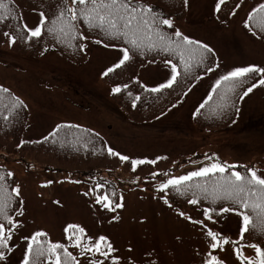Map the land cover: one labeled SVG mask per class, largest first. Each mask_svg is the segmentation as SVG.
I'll use <instances>...</instances> for the list:
<instances>
[{
	"label": "rangeland",
	"instance_id": "374dc122",
	"mask_svg": "<svg viewBox=\"0 0 264 264\" xmlns=\"http://www.w3.org/2000/svg\"><path fill=\"white\" fill-rule=\"evenodd\" d=\"M67 1L71 5V0ZM218 3L220 0H187L184 21L172 20L178 31L212 48L217 59L212 71L193 85L185 101L174 109L170 120L163 125V121L156 124L132 120L111 100L112 88L102 82V75L119 63L122 49L105 47L89 39L85 42L87 61L81 65L72 64L55 52L24 59L13 57L7 50L0 53V83L26 102L32 135L44 134L59 123H71L102 134L113 149L133 160L170 156L176 162L186 154V160L175 170L155 178L120 173L121 207H111L108 200L98 203L97 197L104 196L95 194L91 180L74 179L66 172L47 170L44 164L33 160L10 159L5 165L18 177L12 192L17 194L18 188L21 197L20 211L15 219L11 218L14 222L10 238L23 247L10 258L4 255L0 264H23L24 258L20 254L27 250L36 232L47 233L48 242L63 244L74 253L79 264H114V261L117 264H206L210 253L227 264H246L242 257L257 259L254 249L246 248L247 245L241 247L242 255L231 254L235 244H241L234 236L243 221L241 215L227 212L221 222L204 216L205 211L193 213L196 210L192 206H183V211L190 214L185 216L177 206L167 204L156 195L167 180L212 163H220L226 168L240 163L252 164V170L264 178V132L238 134L236 124L231 131L208 132L189 117L202 93L229 71L241 67L264 68V40L254 37L245 22L250 10L264 0H243L226 22L215 18ZM29 28L34 30L36 27ZM217 63L219 67H216ZM18 65L23 70H19ZM167 65L162 69L163 77L171 74L172 65ZM155 69L157 67L148 65L140 69V74ZM41 71L57 75L67 73L69 77L56 84L54 89L50 86L49 90L47 84L52 85L54 80L40 78L36 72ZM259 74L260 79H264V74ZM261 89L264 91V85L255 87L254 93L248 94V101L241 111V124L247 114L255 112L254 107L264 110ZM9 151L16 152L14 148ZM196 153L202 155L193 156ZM73 173L79 176L78 171ZM68 225H78L84 232L80 233L78 229L65 232ZM209 229L231 243L224 244L220 240L218 248L212 249L211 237L207 236ZM101 236L112 248L109 251L102 244L107 255L93 250L88 251L93 254L90 257L87 251L82 252L80 246L94 248ZM47 262L50 263L46 259Z\"/></svg>",
	"mask_w": 264,
	"mask_h": 264
},
{
	"label": "trees",
	"instance_id": "16d2710c",
	"mask_svg": "<svg viewBox=\"0 0 264 264\" xmlns=\"http://www.w3.org/2000/svg\"><path fill=\"white\" fill-rule=\"evenodd\" d=\"M237 1L238 0L227 1L226 7L223 6L222 9L223 18L226 17L225 15L230 12L231 7L235 5ZM105 2H108V0H105ZM17 3L21 2L18 0H0V5H6L5 8H0V19L5 10ZM131 3H139L145 8L150 7L152 12L148 14V17L155 18L157 21H160V17L164 14V12H162L163 10L160 12L157 0H153L149 5H145L141 0H131ZM21 4L27 6L24 3ZM65 7L66 5H59L54 0H50L48 9L39 7L38 10H43L42 12H44L45 24H47L45 31H43L40 36L29 37L30 41L27 44V50H39L45 41L49 39V33L53 32L57 35L67 36L69 39L68 49L74 51L76 50L75 40L77 33L79 34L82 32L83 26V31L87 30L90 36L101 38V41L108 45L118 44L123 46L129 44L130 39H136L140 47H133L129 52L131 59L124 65L125 70L121 72V76L118 78L122 85V90L118 93L117 101L124 107H127L128 104L132 102L135 104V107L141 109V113L135 118L138 121L149 118L151 119L160 113H164L172 103H175L182 97L185 89L193 83L197 76L207 73L208 69L213 65L214 54L211 51L207 54V58L203 63H198L197 59H193L190 62V70L185 71L184 64L180 60L179 51L174 48L165 50V45L158 38V32H163L164 35L171 37L174 41H178L180 38L175 37L173 33H164L160 26L161 23L154 25L153 29L136 32L135 35L129 31V35L124 36L123 32L128 30L121 29L119 35L112 36L107 34V32L110 31L108 25L101 27L94 22V26H90L88 21L79 14L77 15L76 20L70 22L72 25L70 28L67 20V12H65L64 18H59L60 12L63 11ZM180 9L181 7L178 5L170 8L171 13H178ZM251 16L253 17L251 19V26L258 32L264 34V27L261 26L260 14L253 12ZM53 21H56V23H53ZM122 24L123 22L121 21L120 25ZM49 29H51V31H49ZM19 35H16L15 37L17 38ZM153 58L168 60L176 64L179 75L174 84L162 91V93L145 91L142 94L138 89L137 84L133 83L129 78L124 77V75H132L133 71L131 70L134 66L147 59ZM224 83L225 82L221 83L220 86L213 89L207 101L203 103L204 106L199 107V110L195 113V119L199 117V119L208 125H202L203 127L209 129L224 128L229 124L233 117V104H225L230 97V89L227 88L226 90L221 91ZM128 85L135 86L137 92L132 94L129 90L125 89ZM221 92H223L222 95ZM129 93L133 97L134 102L132 101L133 99L129 98ZM156 96L159 97L154 100ZM137 97H139V99H137ZM149 102H151V104H149ZM1 113L2 111L0 108V122L3 119V114ZM25 156L34 158L36 161L44 164L46 168L51 170L70 169L78 171L79 174L85 171L90 176H96L99 172H102L103 169L113 170V168L121 167L124 170H130L133 168L130 160L122 161L120 156L109 154L104 140L95 133L83 128H72L67 126L59 128L49 139L39 142L36 148L26 153ZM167 165L168 162H162L152 168V165L145 166L142 164L136 166L135 170L131 169L130 172L137 175H145L147 172H151L154 169H165ZM232 171H239L242 174L249 176L246 168H227L225 173L217 172L206 176L194 177L191 181L182 183L181 186H174L172 195L176 198H180L182 195L187 196L189 198L188 201H197L193 204L208 208L214 207L215 209H219V207L222 206L239 208L243 213L250 216L249 225L245 230V235L247 237L245 236L244 242L253 241L254 239L248 237L264 232V211H261L259 207L255 211L251 207L243 209L240 205L235 204L232 199L226 197L222 192L214 193L212 191L217 182L223 177L230 175ZM13 184L14 178L10 177L6 173V170L0 166V223L2 224H8V218H10L12 211L16 209L14 206L16 205L17 199L12 192ZM197 185L200 187H196ZM205 189H207V191H205ZM250 202L264 206V200H262L259 195L253 196ZM34 253L35 250H33V254L29 256L30 262L34 259Z\"/></svg>",
	"mask_w": 264,
	"mask_h": 264
},
{
	"label": "snow or ice",
	"instance_id": "6c2138e0",
	"mask_svg": "<svg viewBox=\"0 0 264 264\" xmlns=\"http://www.w3.org/2000/svg\"><path fill=\"white\" fill-rule=\"evenodd\" d=\"M224 0H220V3H223ZM187 3V0H185ZM220 3L217 4V10L220 8ZM83 6V7H81ZM6 5H0V8H5ZM254 13L260 14V21L261 26L264 27V4H261L259 8L253 10ZM65 12H67V20L69 22V27L71 28L72 25L70 24L71 21L77 19V15H81L88 21L90 26H94V22L98 26L108 25L110 31L107 32L108 35L116 36L119 35L121 29H126L128 31H124L123 35L128 36L129 31L135 35L136 32L147 31L153 29L154 25H158L162 23L163 25H167L169 28H173V34L175 37L180 38L178 41L172 40L171 37H168L163 34V32H158L159 40L165 45V50H169L170 48H174L179 51L180 60L184 64L185 71L190 70V62L193 59H197L198 63H203L204 60L207 58V54L212 50L207 45H200L198 41L190 39L188 36L184 35L182 32L174 29V23L172 20L169 19H162L157 21L155 18H149L148 14L152 12L150 7L145 8L143 5L137 3L132 4L131 0H71V5H67L66 0V7L63 11L60 12L59 18L65 17ZM43 16L44 14L41 13V24L43 23ZM253 17L250 16L249 19ZM123 22L120 25V22ZM56 23V21H53ZM51 31V29H49ZM32 37H38L41 34V27L37 26L34 30L30 32ZM5 35H8L5 33ZM12 42H15V38H12ZM101 41L97 40L96 43H100ZM129 43L133 45V47H140L138 41L136 39H130ZM107 46V45H106ZM130 50L128 48L122 49V59L116 64L113 68H109L107 72L104 74L107 75L108 72H113L115 68H119L121 65H124L125 62L131 59ZM142 54V53H141ZM216 67H219V64H216ZM212 71L211 68L208 69ZM171 77L166 81V83L159 85L157 88L150 89L149 91L152 92H159L163 88L171 87L174 82L177 80V76L179 73L177 72V65L172 64L171 66ZM248 73H261L264 74V68L259 67H241L235 68L232 71H229L226 75L220 77L216 81V85L220 86L222 82L228 81H235L236 79L245 76ZM264 85V79H260L258 84H253L252 87L248 88L244 95L250 93L253 88ZM126 87V86H125ZM2 91H7V89H0ZM121 87L117 86L113 88V93H120ZM139 99V97H137ZM17 103L22 107L23 101L17 99ZM135 106V104H133ZM204 105H201L203 107ZM108 153L111 155L120 156L119 153L113 152L111 148L108 149ZM122 161H128V156H120ZM146 161L144 160H132L131 164L133 170H135L137 165L143 164ZM155 163V161H152ZM234 166H228V168H232ZM247 171L251 172V176H247L242 174L239 171H232L230 175L223 177L217 184L213 187L212 191L214 193L222 192L226 197L233 200L235 204L240 205L243 209L252 208L254 211L259 207L261 211H264V206L257 205L255 203H251V198L253 196L259 195V197L264 200V178L257 175L256 171L248 169ZM225 173L226 167L221 165L220 163H212L210 166L202 167L198 171H191L187 175H180L176 178H172L167 180L166 183L161 184V190L167 189L169 185L172 186H181L182 182L191 181L193 177H200L206 176L209 173ZM258 186V187H255ZM196 187H200L197 185ZM17 194H19V189H16ZM207 191V189H205ZM87 194V193H86ZM104 200H107V197H97L98 203H103ZM192 203H196L197 201L193 200ZM58 203V202H57ZM108 207L107 204L104 205ZM122 205L117 204L116 207H121ZM234 209H223V211H232ZM184 215V213H181ZM204 215L211 218L209 215V210H205ZM238 215L242 216L244 228L241 229V239H243L244 231L246 230L247 226L250 222V216L246 213L238 212ZM7 218V217H6ZM9 222L11 223L10 218ZM197 223H202L201 221H197ZM79 230L80 233L84 232L83 228H80L78 225H68L65 229V232H69V230ZM12 229L9 228L8 235H11ZM47 237V233L43 232H36L31 237V242L28 244L27 253L25 255L23 264H39L41 259H47L48 261H52L54 258V264H79L77 258L72 255L71 252L65 249V246L61 243H51V242H42L39 238L40 237ZM207 236L211 237L212 243L210 247L212 249L218 248L220 244V240H223L224 244H229L231 241L227 238L220 237L219 233H216L212 230L207 231ZM7 236L4 235V226L0 225V245H6L7 243ZM102 244H105L109 251L112 250L111 245L106 243V238L104 236L99 237V240L94 243V248H87L85 246H77L81 247L83 251H102ZM33 245H36L34 259L32 262L29 260V256L33 254ZM248 247L254 249L256 257L258 259H251L249 260L247 257H242V259L246 262V264H264V251L257 245L250 244ZM62 250V255L61 251ZM104 255H107V252H103ZM238 254L242 253L238 250ZM210 258L206 261V264H222L220 260L217 259L216 256L209 254ZM3 253H0V259H3ZM114 264H117L114 261Z\"/></svg>",
	"mask_w": 264,
	"mask_h": 264
}]
</instances>
